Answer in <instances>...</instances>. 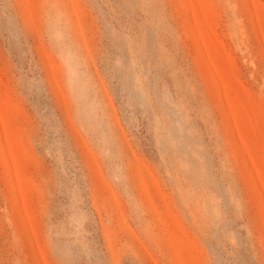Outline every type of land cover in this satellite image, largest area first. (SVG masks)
Instances as JSON below:
<instances>
[{
	"label": "rangeland",
	"instance_id": "1",
	"mask_svg": "<svg viewBox=\"0 0 264 264\" xmlns=\"http://www.w3.org/2000/svg\"><path fill=\"white\" fill-rule=\"evenodd\" d=\"M0 264H264V0H0Z\"/></svg>",
	"mask_w": 264,
	"mask_h": 264
}]
</instances>
